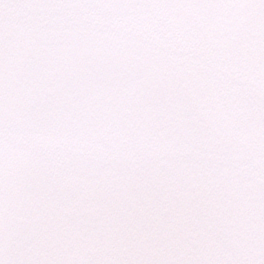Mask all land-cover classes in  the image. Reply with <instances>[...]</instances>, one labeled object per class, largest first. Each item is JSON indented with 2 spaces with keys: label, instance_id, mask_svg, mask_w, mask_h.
Returning <instances> with one entry per match:
<instances>
[{
  "label": "snow or ice",
  "instance_id": "snow-or-ice-1",
  "mask_svg": "<svg viewBox=\"0 0 264 264\" xmlns=\"http://www.w3.org/2000/svg\"><path fill=\"white\" fill-rule=\"evenodd\" d=\"M0 264H264V0H0Z\"/></svg>",
  "mask_w": 264,
  "mask_h": 264
}]
</instances>
